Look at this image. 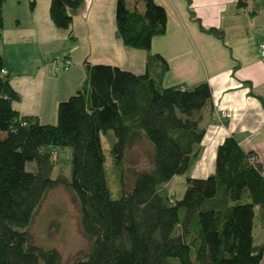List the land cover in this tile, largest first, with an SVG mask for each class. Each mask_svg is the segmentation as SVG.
I'll return each instance as SVG.
<instances>
[{"label":"trees","instance_id":"16d2710c","mask_svg":"<svg viewBox=\"0 0 264 264\" xmlns=\"http://www.w3.org/2000/svg\"><path fill=\"white\" fill-rule=\"evenodd\" d=\"M82 2L49 0L51 22L69 29V10ZM114 17L116 35L129 48L148 51L152 38L166 30V12L153 0H145L143 11L116 0ZM206 31L222 37L216 29ZM154 58L147 56L141 74L85 64L84 84L57 104L56 122L45 124L13 108L21 97L1 73L0 54V264H62L56 249L35 245L29 232L47 192L58 184L71 191L88 240L85 257L72 264L174 263L170 258L177 264H259L263 246L253 244L252 227L254 206L264 212V180L235 138L218 146L213 174L186 176L180 199L163 185L188 174L197 161L205 132L201 110L210 103L211 89L206 82L191 89L163 87L167 64L163 60L154 72ZM109 130L115 167L138 141L150 146V165L134 172L129 191L121 181L118 198L111 197L104 172L100 134ZM56 147L71 149L63 179L51 177Z\"/></svg>","mask_w":264,"mask_h":264},{"label":"crops","instance_id":"0c3cea01","mask_svg":"<svg viewBox=\"0 0 264 264\" xmlns=\"http://www.w3.org/2000/svg\"><path fill=\"white\" fill-rule=\"evenodd\" d=\"M126 1L144 10L145 0ZM153 1L166 12V30L152 38L147 51L124 46L116 35V0H83L66 29L73 38L51 22L48 2L42 0L38 8L37 0H5L0 54L5 75L21 97L13 108L54 124L57 104L84 84L85 64L141 74L147 56L154 55V72L162 68L163 60L167 64L163 87L191 89L206 82L211 89L210 103L201 110L200 125L205 128L201 150L189 175L213 174L218 146L233 137L255 156L264 180V61L259 51L264 42V0ZM206 29H216L222 37ZM58 55L71 60L68 70L54 72L51 61ZM252 236L255 246H263L259 264H264V212L258 205Z\"/></svg>","mask_w":264,"mask_h":264},{"label":"rangeland","instance_id":"374dc122","mask_svg":"<svg viewBox=\"0 0 264 264\" xmlns=\"http://www.w3.org/2000/svg\"><path fill=\"white\" fill-rule=\"evenodd\" d=\"M47 4L49 0H43ZM38 8L42 0H37ZM72 13V10H69ZM57 29V28H56ZM61 33H69L66 29L58 28ZM79 54V53H78ZM77 54V55H78ZM63 57V56H55ZM14 107V104H13ZM102 148L105 154L104 172L106 182L112 198L122 194L121 181L125 190L129 191L133 185V174L150 165V146L144 140L135 143L127 150L121 165L115 167L110 153L111 143L114 140L112 131L100 134ZM71 149L56 147L51 153V177L63 179L68 176ZM33 164L28 166L32 169ZM187 174H176L167 184L166 189L173 199H180L186 189ZM183 214V210L180 211ZM29 232L35 245L42 248H54L61 255L62 264H72L77 258L85 257L88 250V240L84 236L78 206L71 191L64 185L58 184L46 194L30 227ZM171 264H177L173 258L168 259Z\"/></svg>","mask_w":264,"mask_h":264},{"label":"built area","instance_id":"2783aa9c","mask_svg":"<svg viewBox=\"0 0 264 264\" xmlns=\"http://www.w3.org/2000/svg\"><path fill=\"white\" fill-rule=\"evenodd\" d=\"M259 51L261 54V59H262V61H264V42L259 43ZM71 64H72L71 60L66 56L56 57V58L52 59V61H51V65L53 66L54 72H58L60 70H68L69 67L71 66ZM1 73L6 74V71L4 68L1 69ZM181 89H183V87H181ZM221 115L225 116L224 111L221 112ZM248 161L252 164H255L256 163L255 156L250 154L248 156Z\"/></svg>","mask_w":264,"mask_h":264}]
</instances>
